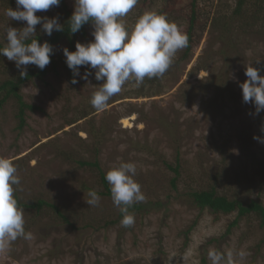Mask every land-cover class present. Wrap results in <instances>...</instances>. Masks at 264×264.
<instances>
[{"label":"rangeland","instance_id":"rangeland-1","mask_svg":"<svg viewBox=\"0 0 264 264\" xmlns=\"http://www.w3.org/2000/svg\"><path fill=\"white\" fill-rule=\"evenodd\" d=\"M64 1L74 8V0ZM194 1L197 19L189 59L177 64L183 54L179 50L162 77L145 78L140 87L127 82L103 111L90 103L103 83L95 79V70L88 68L93 74L82 79L86 67L80 66L78 82H71L63 54L64 48L72 51L67 42L55 47L49 74L22 88L25 102L37 108L27 112L23 129L15 105L7 103L0 114V157L12 159L17 167L24 202L41 197L56 204L70 224L51 209L43 214L23 209L31 238L12 242L6 253H0V264H212L210 250L233 251L235 264H264V229L258 220L241 219L227 234L236 213L200 212L185 197L211 185L219 170L221 194L264 206V184L245 154L249 141L263 157L264 143L253 137H264V112L254 114V105L243 102L239 86L247 79V65L264 66V38L237 33L234 47L228 38L225 42L219 38L215 17L232 13L237 0H140L122 19L131 29L141 14L157 11L186 33ZM9 7L16 9L0 0V43L5 45L7 26H26L5 15ZM93 31L92 26L81 43L92 41ZM3 72L0 68V82L6 78ZM217 75L228 87L221 97L216 94L218 86H211ZM204 86L211 87L204 91ZM196 87L200 95L186 101ZM164 119L176 126L172 133L164 128ZM92 125L105 135L101 147L90 135ZM58 148L77 160L94 161L98 156L105 174L120 163L135 165L133 178L146 199L135 203L142 209H129L135 218L131 227L121 225L111 197L99 195L95 207L85 202L89 190L104 191L99 172L68 163ZM166 163L172 167L180 163L177 188L176 175Z\"/></svg>","mask_w":264,"mask_h":264},{"label":"clouds","instance_id":"clouds-1","mask_svg":"<svg viewBox=\"0 0 264 264\" xmlns=\"http://www.w3.org/2000/svg\"><path fill=\"white\" fill-rule=\"evenodd\" d=\"M60 3L61 0H16V9L9 7L6 10L5 15L10 20L26 22V26L20 29L7 26L6 46L0 49V55L15 62L22 78L27 76L29 64L43 70L50 63L53 46L47 41L38 42L35 26L40 24L42 31L51 36L53 31H64L65 25L58 17H42L36 13L58 7ZM136 4L137 0H74L73 13L66 22L68 31L75 34L90 22L94 39L86 44L77 42L75 51L64 48L63 54L73 77L80 76V66H85L82 79L93 74L87 70L90 68L95 70V79L103 81L90 100L97 111H103L127 82L134 81L135 86L140 87L145 78L162 77L172 65L176 53L188 47L187 34L164 13L145 12L129 29L122 18ZM262 71L264 69L253 67L252 63L247 65V79L239 85L243 102L254 105L255 115L264 111ZM71 82L78 81L73 78ZM261 131L264 132V128ZM253 138L264 143V137ZM16 173L17 167L12 159L0 157V253H6L17 238H31V234L25 231L24 210L14 196V186L20 185ZM135 175L136 167L130 162L110 168L105 175L111 199L122 214L120 223L125 228L135 223L134 214L129 209L146 199L141 186L133 178ZM87 196L85 202L89 206L99 205L101 197L95 190H89ZM208 255L212 264H235L231 250L226 253L210 250ZM239 256L243 257L244 253Z\"/></svg>","mask_w":264,"mask_h":264},{"label":"trees","instance_id":"trees-1","mask_svg":"<svg viewBox=\"0 0 264 264\" xmlns=\"http://www.w3.org/2000/svg\"><path fill=\"white\" fill-rule=\"evenodd\" d=\"M3 2H9L11 5L16 6V0H1ZM140 0H137V3ZM74 8H72L66 1L61 0V3L58 7L50 8L44 12H37L36 15L42 17H58L59 22L62 25H65V30L58 32L53 31L51 36L46 35L42 31V27L40 24L36 25V38L38 42L43 43L45 41L49 42L53 49L56 46L60 45L63 42H67L69 47L72 51H75V45L77 42L81 43V39L87 36L88 29L92 27V24L86 23L82 26V28L76 32L75 34H71L66 26V22L69 17L72 15ZM197 19V12H196V2H193V10L192 16L190 19V25L186 34L188 36V47L183 49V54L177 61V64L187 61L189 56L193 50L194 44V28H195V21ZM24 27V26H22ZM214 27L219 33V38L225 42V39L228 38V43L231 47H234L233 41L234 37L237 33H244L248 35H256L260 38H264V0H237L236 7L232 13L228 15H222L218 18L215 17L214 20ZM227 41V40H226ZM4 43H0V49L5 47ZM224 54V51H221ZM53 55L50 57V63L43 69H39L37 66L29 64L27 66V76L21 77L20 76V69L14 66V61H9L7 57L0 55V68H4L3 75L6 78L0 82V114L7 105L8 102H11L15 105L17 109V118L19 119V127L23 129L26 125V114L28 111H33L37 108L27 104L24 100L22 94V88L28 83L33 82L35 80H42L44 79L50 72V66L53 65ZM13 68V70H12ZM258 68L264 69V66H259ZM16 69V70H15ZM52 69H55L53 66ZM262 71L261 73H263ZM260 73V74H261ZM70 78L73 80V73L70 70ZM223 76L217 75L214 79H212L211 86H218L217 87V96L221 97L223 95V91L228 90L227 84ZM224 80V81H223ZM211 86L207 87L204 86V91L209 89ZM203 91V92H204ZM201 89H197V87L191 90L187 95L186 101H192V99L196 98L200 95ZM185 96V95H184ZM222 99V98H221ZM223 100V99H222ZM216 104V103H213ZM264 112V111H263ZM262 122L264 123V117L261 118ZM163 126L169 133L176 127L174 124L168 122L167 119H164ZM90 135L94 138L96 143L99 147L102 146L101 141L104 140L105 135L102 134L101 130H98L95 125H92L90 129ZM247 135V134H246ZM248 136V135H247ZM245 137V136H244ZM175 142V141H174ZM246 150L245 154L250 159L251 164L253 167H257V176L260 179V183L264 184V154L263 157L260 158L259 154L256 151H253L251 148V144L249 141L245 142ZM59 149V155L64 157L68 163L75 164L77 167H94L98 170L100 176V182L103 185L104 191L98 192V195L111 197L110 195V186L105 179V172L101 170L100 164L98 162V156L94 158V161H85V160H77L75 156L70 154L68 151H64L61 148ZM96 149V154L98 155L99 152ZM222 154V153H220ZM223 155V154H222ZM259 156V157H258ZM179 152L177 154V161L179 160ZM175 176L173 180V186L177 188V181L181 175V166L180 163L176 164L175 167L168 165ZM223 173H220L219 170L217 171V176L211 185L202 186L201 188L191 191L187 194L186 201L187 203L193 207L198 209L200 212L210 211L214 215L220 214H237L236 219L229 225L227 234H230L233 228L239 226V222L241 219H249L254 217L256 220L259 221L260 228L264 229V206L255 200H251L250 202H244L239 199L238 196L234 195L230 197L229 195H223L218 191L219 181L218 179L221 177ZM14 196L18 201V206L22 209H31L37 211L39 214H43L44 209H51L56 214L57 217L66 224H70L69 218L64 214L63 210L53 204L48 202L43 198H33L31 202H24L21 196L22 190L20 185L14 186ZM159 205V203L157 204ZM142 209V206L138 204H134L130 210ZM122 218V214L120 213ZM115 223V222H114ZM197 222L189 228L188 234L195 228ZM75 228V226H73Z\"/></svg>","mask_w":264,"mask_h":264}]
</instances>
